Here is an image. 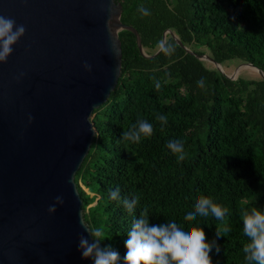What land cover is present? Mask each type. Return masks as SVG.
I'll list each match as a JSON object with an SVG mask.
<instances>
[{
	"label": "trees",
	"instance_id": "16d2710c",
	"mask_svg": "<svg viewBox=\"0 0 264 264\" xmlns=\"http://www.w3.org/2000/svg\"><path fill=\"white\" fill-rule=\"evenodd\" d=\"M117 2L122 22L138 30L149 56L134 31L119 32L122 73L107 102L94 111L97 133L76 175L85 220L103 228L105 243L123 255L132 215L109 198V189L119 186L122 196L139 195L136 214L147 207L154 223L173 212L184 215L183 207L197 194L211 196L229 208L223 221L186 218L204 224L209 239L217 227L230 226L213 260L245 264L248 238L241 214L264 206V78H231L197 54L222 64L240 58L264 70V0ZM157 113L168 117L163 128ZM138 118L153 123V134L140 142L122 139ZM171 139L183 142L182 158L166 147Z\"/></svg>",
	"mask_w": 264,
	"mask_h": 264
},
{
	"label": "water",
	"instance_id": "95a60500",
	"mask_svg": "<svg viewBox=\"0 0 264 264\" xmlns=\"http://www.w3.org/2000/svg\"><path fill=\"white\" fill-rule=\"evenodd\" d=\"M122 11L117 0H0V15L27 29L0 63V264H91L77 249L87 233L76 175L97 133L92 117L122 73L119 32L134 31L149 56ZM58 195L65 203L51 213Z\"/></svg>",
	"mask_w": 264,
	"mask_h": 264
},
{
	"label": "clouds",
	"instance_id": "9594fccd",
	"mask_svg": "<svg viewBox=\"0 0 264 264\" xmlns=\"http://www.w3.org/2000/svg\"><path fill=\"white\" fill-rule=\"evenodd\" d=\"M141 12L144 15L150 14L146 8H142ZM26 31V26L18 23L14 17L0 15V63L8 61L14 46L25 36ZM200 78L203 79V74H200ZM156 87H160L159 82ZM155 119L160 122L161 128L168 123L166 114L157 113ZM153 131V123L138 118L128 131L123 132L122 139L140 142L142 137H150ZM166 147L173 154H180L178 158H182L185 147L181 140H168ZM108 196L122 204L132 215L124 240L126 251L121 255L111 243H105L108 238L103 228L90 226L81 218L80 223L87 235L79 236L77 249L81 258L91 261V264H216L213 254L219 256L222 251L219 241L231 231L227 225L222 229L217 227L215 236L209 239L204 224L186 218L212 216L223 221L229 208L215 202L211 196L195 195L193 202L183 207L184 215L178 216L173 212L162 217L159 223L152 222L147 207L136 214L140 205L139 195L133 193L131 196H122L117 186L109 189ZM55 200L56 203L49 205L51 213L56 212L57 204L65 203L63 196L58 195ZM241 218L243 235L248 238L243 246L245 264H264V206L253 205L245 209Z\"/></svg>",
	"mask_w": 264,
	"mask_h": 264
},
{
	"label": "rangeland",
	"instance_id": "374dc122",
	"mask_svg": "<svg viewBox=\"0 0 264 264\" xmlns=\"http://www.w3.org/2000/svg\"><path fill=\"white\" fill-rule=\"evenodd\" d=\"M206 62L210 67H217V65L210 60H206ZM244 63H245V61L241 60L240 58H231L229 60H226L222 64V68L227 74L235 75L237 77H239L241 75L246 76V77H258V76H260L259 72H256V71L252 70L251 68H246L247 66H251V65H245ZM236 73H238V74H236Z\"/></svg>",
	"mask_w": 264,
	"mask_h": 264
},
{
	"label": "bare ground",
	"instance_id": "6f19581e",
	"mask_svg": "<svg viewBox=\"0 0 264 264\" xmlns=\"http://www.w3.org/2000/svg\"><path fill=\"white\" fill-rule=\"evenodd\" d=\"M245 65H250V64H245ZM246 68H251L252 70H254V71H256V72H259V69L257 68V67H255V66H253V65H251V66H247ZM239 73V72H238ZM238 73H236V74H238Z\"/></svg>",
	"mask_w": 264,
	"mask_h": 264
}]
</instances>
